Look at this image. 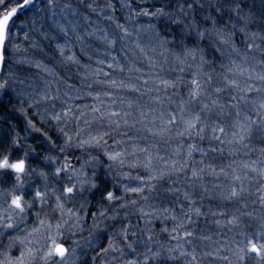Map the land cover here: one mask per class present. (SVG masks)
<instances>
[{
	"label": "trees",
	"instance_id": "obj_1",
	"mask_svg": "<svg viewBox=\"0 0 264 264\" xmlns=\"http://www.w3.org/2000/svg\"><path fill=\"white\" fill-rule=\"evenodd\" d=\"M109 2L112 3L113 9L106 7ZM87 3H94L96 11H90L86 7ZM64 4H71L77 10L78 22L75 19L72 20L79 25L77 32L83 39L77 40L75 34L70 30L69 36L64 37L58 28L51 30L46 26L39 30L31 45L33 47L41 45V51L44 54L42 60L51 67L56 65V72L72 83L79 80L78 72H81L82 67L92 64L94 61L95 66L97 61H103L100 65L108 75L102 80L118 77L120 81L118 86H122L121 81H123L124 85H135L139 88L140 91L132 90V98L138 99L139 102L135 106L137 115L130 120L131 122L127 123V129L124 132L119 131L123 134H117V138L124 142H134L140 149H150L152 154H157L156 163L164 171L162 177L159 176L152 183L149 182L144 191L136 195L135 199L140 203L130 206L124 211L120 210L116 220H109L111 223L108 222L107 225L111 226L110 229L118 228L120 230L128 226L129 235L135 232L136 239L144 240L146 235H150L152 239L155 238L156 242H165V232H171L172 236L179 235L180 231L177 233L173 232L172 229L180 222V219L185 225L183 231L196 229V232L193 233L194 236H198L199 243L205 236L212 237L205 242L209 247L213 238L221 240L222 243H234L236 245V242L242 239L239 235L240 232L255 233L261 221L264 220V204L260 201V196L264 195V178L258 172H248L243 165L236 166V164L242 163L245 159L243 158L244 155L249 154L250 157L252 156L251 158L257 159L256 168L264 167V163L262 164L264 154L260 152V149L264 148V131L254 128L250 139L245 141L248 148H244L235 142L228 143V140L232 139L231 132L233 129L230 125L235 118V109H226L224 115H217L219 109H214L210 119L206 120L209 128L204 134V139L196 135L195 131L191 135L179 136L178 133L183 130L182 123L171 125L168 131L161 132L162 125L158 117L161 111L165 113L166 117L167 113H178L182 102L186 104L188 109L185 113L186 117L200 113L202 118L206 116V112L201 111L204 104L211 105V101L214 99L224 104L232 102L230 96L234 94V90L225 85L223 81L224 69L220 65H228L230 59H236L239 62V57L231 53L227 45L219 44L214 35H207L204 39H200L196 32L192 31L190 22L194 21L200 30L223 29L225 34L229 31L233 32V40L243 52L246 44L244 33L240 31L245 26V20L242 18L247 17L251 21L247 24L248 32L264 35V0H86L83 5L80 0H57L56 9L59 10ZM188 4L192 5L191 9L188 8ZM181 5L184 8L183 12L180 11ZM237 5L239 6L238 12L234 11ZM161 8L171 13V17L134 15L135 12L144 9L155 12L156 9ZM101 9H103L102 13ZM27 11L28 8L18 13L16 17L21 18ZM98 13L101 14L98 15ZM85 15L90 24L85 21ZM107 16H111L112 19H107ZM173 19H179L181 23H173ZM118 24L127 28L131 35L121 39L123 33L117 27ZM149 24L156 26L155 30L160 33V37L152 35L147 30L146 26ZM88 33H93V35L89 36ZM105 35L108 41H115L114 46L109 47L104 38ZM161 38L168 42L165 47L169 51L160 47ZM257 43L260 41L257 40ZM63 46L65 54L60 55V49ZM193 47L203 49V53L196 52L195 60L191 56L185 57L184 54L185 48L191 49ZM217 48L220 50L218 51ZM53 54H56V62L50 58ZM201 54L208 63L200 71L199 79L206 81L208 74H211L213 79L210 85H204L205 93L196 101L190 102L189 92L192 88L190 81L201 63ZM113 56L116 57L115 61L112 60ZM177 56L184 59L185 63L180 64L176 59ZM69 57L73 59L65 61ZM257 58H259V53H257ZM109 64H112L113 67L109 68ZM119 66L122 67V70L117 73L113 68ZM182 67L184 68L183 72L180 71ZM256 71H261L259 65L256 66ZM144 80L148 81L147 85L143 84ZM162 80L175 82L176 87H166L161 83ZM251 83L255 84L256 82L251 81ZM91 85L93 90L96 84L91 83ZM216 87H222L225 90L217 94L213 91ZM146 88L151 89V91H146ZM97 90L95 91L96 94L98 93ZM253 96L256 97L257 95H251L252 98H254ZM146 109L154 117H147L146 115L142 117L141 112L146 113ZM1 112L4 113L3 110ZM31 117L33 122L38 120L35 116ZM253 118L255 119L254 114ZM16 122L18 121L14 120V124ZM213 122L225 127L226 136L219 132L216 133V135L221 136L225 141L224 143L211 139ZM58 125L60 126V124ZM58 125H56L55 133L47 123H39V127L45 136L36 137L37 140L35 138L30 140V143L33 144V152L37 157L55 152L57 159L58 155H77L72 150V146H68L66 143V136L59 130ZM189 145H195L196 150L192 151L193 158L190 156L188 163L184 162L187 166L182 172L173 171V165L165 166L163 164L164 155L174 156L178 152V154L187 156L190 151ZM213 148L216 151H211ZM6 150L7 148L2 147L0 143V158ZM95 150H97V146L93 149V151ZM141 153L145 154V151ZM200 154L204 161L195 166L194 156ZM15 157L16 154H11L10 161H13ZM181 163L177 162L176 166L179 167ZM34 167L40 171L43 169L42 164H34ZM194 167L203 169V171H200L197 180L190 182L189 174ZM235 167H238L237 171L241 172L238 176H243V184H254L260 188L259 191L249 196L250 192L244 189L240 197L230 200L221 197L217 192L219 183L223 184L219 176L226 174L227 170ZM123 170L128 171L127 168ZM137 171L142 170L138 168ZM143 171H145L144 168ZM232 175L234 176L233 173ZM97 179L99 189L96 193L100 194L96 197V193L93 192L92 199L104 200L108 191L113 192L115 197L122 194L121 182L114 181L113 176L109 175L108 178L102 180ZM152 185L155 187H151ZM260 190L262 194H260ZM128 195L129 193L123 196L127 197ZM144 197H148V199L145 200ZM139 204L140 206H138ZM194 208H199L202 215L197 216L192 211ZM141 209L144 212L152 213V215L144 216L140 212ZM164 209H168V212H164ZM214 212L217 215H213ZM219 213H223V215ZM173 215L177 217L176 220L171 218ZM165 216L168 220L160 225ZM188 216H191V221L188 220ZM233 216L239 217L238 226L235 225L228 230L226 226H223V223ZM217 220L221 224H216ZM104 237L103 234L99 235V243L94 251L101 248L103 243L100 241ZM138 245L140 248L136 252L145 253L147 247H143L140 243ZM156 251L160 252L159 258L150 260L149 264H189L191 260L190 257L169 259V255H166L162 250L157 249ZM122 259L126 261L135 258H131V255L126 251ZM136 259L142 262L143 255L137 256ZM207 260L200 259V254H197V261L193 264H202ZM252 264L256 263L252 262Z\"/></svg>",
	"mask_w": 264,
	"mask_h": 264
},
{
	"label": "rangeland",
	"instance_id": "obj_2",
	"mask_svg": "<svg viewBox=\"0 0 264 264\" xmlns=\"http://www.w3.org/2000/svg\"><path fill=\"white\" fill-rule=\"evenodd\" d=\"M15 3V0H9L6 8L9 10ZM46 3L47 0H35V4L40 7H44ZM55 11L58 13L56 19L59 18L61 22L60 20L58 21L61 24L63 23L65 26H68L66 25L67 20L63 19L60 15V9L58 10L57 8ZM44 15L43 12H37L35 7H31L28 8V11L22 15L21 18L15 17L11 26V37L6 43L3 53L5 59L3 61L0 82L6 80L8 81V85L5 89H0V143L2 147L7 148L3 156L7 155L10 158L11 154L14 153L16 157L13 161L21 158L25 160L26 172L22 176L24 183L23 190L27 193L26 200L32 203L33 207L26 209L23 220H21L20 216H14L15 228L5 230L0 227V260L11 258L14 261L19 257L22 248L26 250V245L21 244L19 241H17L14 246L9 247L10 237H20L22 240L33 239L35 247L43 248L46 243H51V241H45L44 239V236L48 234L47 225L51 224L53 226L51 234L55 235V225L60 223L62 224V236L58 238V242H63L69 250L76 248L75 254H72L71 251L69 252L66 264H104L105 261H107V264H124L125 261L122 257L115 261L112 260V256H119V253H112L107 257H99L95 262L93 261V257H95L102 248L108 246L109 235L115 236L116 239H120L117 235L120 230L118 228L110 229L111 226L107 225L109 224L108 222H110L109 220H116L120 210L124 211L130 206L140 203L135 199L138 194L125 192V187H142L145 189L149 182L152 183L156 180H149V175L158 178L164 171L162 168L160 169L156 163L157 154H152L150 149H147L144 154L141 153L142 151H140V148L137 147L134 142H124L122 139L118 140L117 134L122 135L124 130L127 129L123 119H120V128L116 129L115 125L109 124L107 117L101 120L99 119L101 113H93L91 111L92 107L96 106L101 108L102 112L105 113L109 110L119 111L122 114L127 112L131 115L126 117V119L128 122H131L130 120L137 115V113H135V106H137L139 102L138 99L134 100L132 98L133 92L130 87L118 86L120 82L118 77L102 80V78L105 77V69L101 67V63H96L94 66L95 61L92 64L82 67L81 72H78L79 80L72 83L62 78L63 76L56 72V65L51 67L42 60L44 54L41 51V45L33 47L31 42L36 39L35 36L42 27L47 26L51 28V30L56 29V27L52 26L51 21L40 20ZM69 19H75L78 22L77 16L73 18L69 15ZM33 20H37L35 25L33 24ZM86 22L90 24L89 20ZM41 23L43 25L42 27ZM26 34L27 39L25 38ZM61 48H63V53H61L60 50V55H64V46ZM50 58L51 60L54 59L56 62V54L51 55ZM69 60V58L65 59V61ZM98 69L102 71L97 75ZM113 69L119 73L122 67H114ZM112 80H115L117 83L115 85L108 83ZM96 81H101V83H97ZM254 82H256L255 86H262L260 81L254 80ZM91 83L96 84L93 90ZM89 85H91V87H89ZM96 90L98 92L97 94L100 95L99 100L93 98L97 95L95 93ZM46 91L57 98L54 100H42L41 96ZM88 93H91V95H88ZM104 93H108V95H104ZM253 94L256 93L250 95ZM253 97L256 98L255 96ZM36 100H40V103H34ZM30 104L32 107H29ZM68 109H71V111L68 112L67 116H64V112ZM2 110L4 111L3 114L1 112ZM56 113L61 114L62 119L60 121L53 119ZM81 113H84V115H81ZM145 114L147 117H154L148 109H146ZM208 115L209 114L206 112V116ZM31 116H35L38 120L33 122ZM8 117H11V121ZM77 117H79V119H77ZM14 120L18 122L14 124ZM7 121L10 122L7 123ZM39 123H47L49 128L54 130L55 133L56 125L60 124V126L58 125L59 130L65 134L66 139L68 140V136L72 137V150H74L77 155H58L57 159L55 152L37 157L33 152V144L30 143V140L45 136L43 135L41 127H39ZM78 132L79 136H77ZM105 132L108 133V135L104 137L107 143L101 142L95 151H93L96 147L95 145L86 144L82 147L76 146L79 144L80 140H89L90 137L99 136ZM66 143L68 144V142ZM105 152H121L123 155L121 158L112 161L108 159ZM149 157H151V164L149 169H146L144 164L148 162ZM191 157L193 158V153ZM251 157L249 154L244 155L243 158L245 159L242 163H237L236 166L248 164L250 167L245 169L248 172H252L250 168L255 167L258 163L253 165L252 162H257V159ZM120 159L124 160L123 164L120 163ZM188 160V155L178 154L177 152L174 156L164 155L163 164L165 166H172L173 162L181 163V161V164H185L184 162L188 163ZM203 161L204 159L201 154L199 156H194L195 166H198V164H201ZM66 163L70 164L73 169L81 170V172L74 174L71 170H68L57 176L55 174L56 169L62 168ZM263 163L264 162H262V164ZM34 164H42L43 169L41 171L37 170ZM126 168L128 171L123 170ZM138 168L142 171L138 172ZM143 168L145 171H143ZM237 168L238 167L231 168L227 170L226 174L219 176L223 184L219 183L217 192H219L221 197L227 196L232 187L237 189L242 187L248 190L250 192L249 196L259 191L260 188H257L254 184L244 185L242 181L243 176H240V180L234 178L238 176V174H241V172L237 171ZM184 169H186V167L179 172H182ZM194 171L196 175H193ZM109 175L113 176V180L117 181V183L121 182L120 187L122 188V194L112 201H104L106 200L105 198L104 200L92 199L91 195H93V192L95 194L97 189H99L97 178L102 180L108 178ZM189 175L190 182L192 180H197L200 175V169L194 167ZM69 176L72 177L71 181L68 179ZM80 181H85L83 188H81ZM93 182L96 184L95 188L91 187ZM14 183L15 174L11 173L10 170H0V190L11 189ZM73 183L76 184L74 195L71 197L65 196L63 194V188L65 186H72ZM37 190L44 194L43 201L34 199V193ZM127 193H129L127 197L123 196ZM17 194H20V190H17ZM99 194L100 193H96V197L99 196ZM260 194H262L261 190ZM57 196L62 197L61 202L64 205L63 216L61 215V210L57 208ZM238 197H240V195ZM133 200L136 201L135 204L132 203ZM81 205H83V207H81ZM138 206H140V204ZM7 208L8 204L0 197V210ZM69 209L72 210L74 215L70 216L68 214ZM101 212L104 213L103 216L99 215ZM161 212L163 211L161 210ZM93 213L96 214L95 219L93 218ZM77 217H80V219L77 220ZM159 217L161 218L162 216ZM229 219H226V222L223 223V226H226L228 230L235 226L227 223ZM40 220L45 221L44 226L40 225ZM167 220L168 218L165 216L160 222V225ZM65 221H67V223H65ZM179 221L182 222L180 219ZM34 228H40V232L29 237L28 233L32 232ZM192 231L196 232V229H192ZM183 232L184 231L181 229L179 235L183 236ZM100 234L105 236L104 239L100 241L103 245L100 246L101 248L98 251H94L99 243L98 239ZM164 235L165 242H156L154 237L150 242L148 239L150 235H146L144 240L141 238L139 240L138 238L136 239V236L130 234L129 240L135 242L136 251L139 250L140 247L138 244L140 243L145 248L151 247L154 252L159 249L166 255L176 258L184 257L180 255V250L177 248L178 243L183 245L185 251L190 252L195 248L196 254H200V259H208L202 264H227L226 261L218 258L216 249H221L219 255L230 256L231 254L227 249L236 246L234 243H222L221 240H215L213 238L211 246L209 247L207 243H205L206 240L208 241L209 239H202V242L199 243L198 236L190 238L185 237L184 240L177 241L172 239L171 232H165ZM210 239H212V237H210ZM74 240L79 242V246L73 244ZM89 241H91V246H89ZM188 241L191 242L189 243ZM169 248H177V250L170 253L168 251ZM124 251L125 254L126 251H128L131 258H137L138 251L134 253L127 248H125ZM206 253H210V255H206ZM42 255V251L37 253L32 264H44V261L40 259ZM246 262H248V264H252V262L256 263L254 254L253 258ZM49 264H53V262L50 261Z\"/></svg>",
	"mask_w": 264,
	"mask_h": 264
},
{
	"label": "snow or ice",
	"instance_id": "obj_3",
	"mask_svg": "<svg viewBox=\"0 0 264 264\" xmlns=\"http://www.w3.org/2000/svg\"><path fill=\"white\" fill-rule=\"evenodd\" d=\"M9 3V0H0V63H2L5 59L4 57V49L6 47V43L9 41L11 37V26L14 21V18L18 15L19 12L24 11L26 8L35 7V10L37 12H43L45 15L40 18L41 21L47 20L52 22V26L59 29L60 33L63 34L64 37L69 36V30L75 34V37L77 40H82L83 38L79 35L77 32V29L79 27L78 24L74 23L73 20L69 19V15L71 17L77 16V10L72 7L71 4H64L63 7L60 8V15L63 19L67 20V25L61 24L57 19L58 13L55 11L57 7V0H47V3L44 7H40L39 5L35 4V0H17L14 6L8 10L6 8V5ZM80 3L83 5L86 3V0H80ZM86 7L92 11L95 12L96 8L94 7V3H87ZM109 9H113V5L111 2H109L106 6ZM188 8L191 9L192 5L188 4ZM239 6L237 5V8L234 9V11L238 12ZM180 11L183 12L184 8L183 5H181ZM103 12V9H101V13ZM101 13H98L101 14ZM186 14V13H185ZM135 16H154V17H171V13L166 12L164 9H156L155 12H150L148 9H144L143 11H137L134 13ZM107 19L111 20V16H107ZM85 21L88 20V17L84 16ZM242 19L245 20V26L240 29L241 32L244 33V42L246 44V48L243 52L236 46L233 36L234 33L229 31L225 34L223 29H205L200 30L199 27L195 24V22H190L192 25V31H195L197 36L200 39H204L207 35H214L219 44L221 45H227L231 53H234L237 57H239V62H237L236 59H230L229 64H221L220 67L224 69L223 73V81L227 87H230L234 90V94L230 96L231 103H220L219 100L214 99L211 101V105L204 104L201 111L207 112L209 115L202 118L200 113L195 114L194 116H185L186 111L188 110L186 107V104L182 102L179 106V112L178 113H167V117L165 116V113L163 111L160 112L159 119L161 120V132L168 131L169 126L171 125H177L178 123L183 124V130L178 133L179 136L183 137L185 134L191 135L193 131H195L196 135H198L201 139H204V134L206 130L209 128V124L206 123V120L210 119V115L213 112L214 109H219V112L217 115H224L226 109H235V118L230 125V127L233 129L231 132L232 139L228 140V143L231 144L233 142L241 144L244 148H248V144L245 143L246 140H249L251 137V134L254 130V128L259 129L261 131H264V35H261L257 32H248L247 31V24L251 23V21L247 17H243ZM173 23H181L179 19H173ZM37 23V20H33V24L35 25ZM213 24L215 25V21L213 20ZM41 23V27H42ZM118 28H120L121 32L123 33V36H121V39H124L125 37H128L131 35V33L128 31L127 28H125L123 25H117ZM147 30L154 36L160 37V33L156 32V26L153 24H149L146 26ZM87 35L91 36L93 33H88ZM25 38L27 39V34L25 35ZM105 40L107 41L109 47L114 46L115 41H108L107 36L105 35ZM257 40L260 41V43H257ZM167 41L163 40L161 38V44L160 47L164 48L165 51H169L165 47L167 45ZM139 47V45H137ZM61 53H63V48L60 49ZM143 51V49H141ZM219 51L220 49L217 48ZM199 51L203 53V49L193 47L191 49L185 48L184 54L185 57L191 56L193 60L196 59V52ZM230 53V54H231ZM257 53H259V58H257ZM69 59H73L72 57H69ZM178 62L180 64H184L185 60L181 59L179 56L176 57ZM112 60L115 61L116 57L113 56ZM200 65L197 68V71L193 73V78L190 81V84L192 86L189 97L190 102L196 101L201 95L205 93V84L210 85L212 82V75L208 74L206 81H201L199 79V73L203 69V66L208 63L204 59L203 54L200 56ZM97 63H103V61H97ZM259 65L261 67V71H256V66ZM109 68H112L113 65L109 64ZM102 71L101 69L97 70V75L99 72ZM136 71H139V69H136ZM180 71L183 72L184 68H180ZM105 76L108 75V73H104ZM260 81L261 87L255 86L254 83H251L250 81ZM97 83H101V81H96ZM112 85H115L117 82L115 80L110 81ZM162 84H164L166 87H176L175 82L169 81V80H162ZM144 85L148 84L147 80L143 81ZM8 85V81L0 82V89H5ZM121 85L125 87H130L131 90L134 91H140L139 88H137L135 85H124L123 81H121ZM91 87V85H89ZM225 89L222 87H216L213 89V91L217 94L223 92ZM146 91H151V89H147ZM256 93L258 94L256 98H252L250 94ZM88 95H91V93H88ZM104 95H108V93H104ZM56 96L51 95L49 92H44L41 96L42 100H54L56 99ZM94 99L99 100L100 95L97 94ZM34 103L39 104L40 100L34 101ZM29 107H32L30 104ZM87 107V106H85ZM71 111V109H68L64 112V116L68 115V112ZM91 111L93 113H101L99 119L103 120L105 117L109 120L110 125H115L116 129L120 128V119H123V122L125 125H127L128 120L126 117L130 116V113H121L119 111H112L109 110L106 113L102 112L101 108L93 106ZM253 114L255 115V119L253 118ZM81 115H84V113H81ZM146 114L141 112V116H145ZM95 118V117H94ZM119 118V119H114ZM53 119L56 121H60L62 119V116L60 113H56L53 116ZM79 119V117H77ZM219 132L221 134L227 135L225 127L221 126L218 123L213 122L211 125V139L218 140L220 143H224L225 141L221 138L220 135H216V133ZM108 133L105 132L102 135L99 136H92L89 140H80L79 144L76 145L77 147H82L84 145H95L99 146L101 142L107 143V141L104 139L105 136H107ZM77 136H79V132L77 133ZM68 146H71L72 144V137L68 136ZM15 143V141H14ZM119 143V142H117ZM190 151L188 152V156L190 157L192 154V151L196 150L195 145H189L188 146ZM63 151V149H62ZM140 151H146L145 149H140ZM211 151H216V149H211ZM260 152L264 154V148L260 149ZM105 155L108 157L109 160L115 161L122 157L121 152H105ZM120 163L123 164L124 160L120 159ZM177 162H173V171L179 172L184 167H186L185 164L179 165V167L176 166ZM257 162L253 161L252 164L255 165ZM151 164V157L148 158V162L144 164V167L146 169H149V166ZM245 168H249L250 166L248 164L244 165ZM0 170H10L11 173L15 174V183L13 184L11 189H3L0 190V197L4 199V202L8 204V208L4 210H0V227H2L5 230L13 229L16 227V224L14 222V216H20L21 220L24 218V213L26 209L33 207L32 203H29L26 200L27 193L23 190L24 189V183L22 180L23 174L26 172V162L23 158L10 161L9 156L5 155L3 158H0ZM71 170L74 174L80 173L81 170L73 169L70 164H65L62 168L56 169V175L59 176L62 172ZM250 170L252 172H258V174L264 178V167L256 168L251 167ZM200 171H203L201 169ZM223 171V170H222ZM193 175H196V172H193ZM163 176V173H161V177ZM236 180H240V176L234 177ZM69 181L72 180V177L69 176ZM149 180L157 179V177L149 175ZM85 181H80L81 188H83V184ZM91 187L95 188L96 184L93 182ZM151 187H155L152 185ZM76 188V184L73 183L72 186H65L63 188V194L67 197H71L74 195V189ZM17 190H20V194H17ZM144 189L142 187H136V188H128L125 187V192H132V193H142ZM244 189L241 187L240 189H237L235 187H232L230 192L227 196H225V199H232L235 197H238L240 193H242ZM108 201H112L116 199L113 192L108 191L106 196L104 197ZM187 198V194H186ZM34 199H39L43 201L44 194L40 192L39 190L35 191L34 193ZM57 208L61 210V215H64L63 208L64 205L61 202L62 197L57 196ZM145 200L148 199V197H144ZM260 201L262 204H264V195L260 196ZM133 204L136 203V201H132ZM189 203H192L189 201ZM83 207V205H81ZM193 212L197 216L202 215L201 210L199 208L192 209ZM141 212L144 216H150L152 213L144 212L143 209H141ZM164 212H168V209H164ZM68 214L74 215L71 209L68 210ZM213 215H217V213H212ZM220 215H223V213H219ZM100 216H103L104 213L101 212L99 214ZM187 215V214H186ZM96 214L93 213V218L95 219ZM173 220H176L177 217L173 215L171 217ZM189 221H191V216L187 217ZM80 217H77V220H79ZM67 223V221H65ZM217 224H220V221H216ZM228 224L231 225H237L239 223V217L233 216L231 219L227 221ZM45 221L40 220V225L44 226ZM52 225H47V232L48 234L44 236L45 241H51L50 244H45L43 248H37L34 246V240L33 239H24L22 240L20 237H10V245L9 247H12L15 245L17 241H19L21 244L26 245L25 248H22L20 250V255L17 257L14 261L11 258H7L5 260H0V264H32V261L36 258V254L39 252H43V255L40 256V259L44 261V264H49V262H53V264H66L67 256L69 252L71 251L72 254L76 253V248H72L69 250L68 247L65 246L63 242H58V238L62 236L61 228L62 224L57 223L55 225V235L51 234ZM185 225L183 222H180L176 224V226L172 229L173 232L179 233L181 229H184ZM164 231H167V229H164ZM40 228H34L32 232L28 233V236L31 237L35 233H39ZM117 235L120 237V239H116L115 236L109 235L108 237V246L104 247L96 254L95 257H93V261L99 257H107L112 253H119V256H112V260H118L120 257L125 256L124 249L127 248L131 252H136V246L135 242L129 240V227L125 226L122 229H120L119 233ZM132 236H135L136 233L132 232ZM239 235L242 237L241 240L236 242L235 247H229L227 249L228 252H230L229 255H219L221 249H216V253L219 259L226 261L227 264H246V261L249 259L254 258L256 261V264H264V220L261 221L259 224V228L255 233H247V232H240ZM194 233L193 231L185 230L183 232V236L176 235L172 236V239L181 241L184 240L185 237H193ZM149 241L152 240V237L149 236ZM203 239H210V237H203ZM189 243L191 241H188ZM73 244H76L79 246L78 241H73ZM89 246H91V241H89ZM177 248L180 250V255L184 257H191V260L189 261V264H193V262L197 261V254L195 248L192 249V251H185L183 249V245L179 244L177 245ZM177 248H169L168 251L175 252ZM143 255V261L141 262L138 259H128L125 261V264H149V261L152 259H158L160 256V252L156 251L154 252L151 247L146 248L145 253H137V256ZM206 255H210V253H206ZM59 258V259H55ZM169 259H175L174 256H169ZM104 264H107V261L104 262Z\"/></svg>",
	"mask_w": 264,
	"mask_h": 264
},
{
	"label": "water",
	"instance_id": "obj_4",
	"mask_svg": "<svg viewBox=\"0 0 264 264\" xmlns=\"http://www.w3.org/2000/svg\"><path fill=\"white\" fill-rule=\"evenodd\" d=\"M2 68H3V62L0 63V75H1V72H2Z\"/></svg>",
	"mask_w": 264,
	"mask_h": 264
},
{
	"label": "bare ground",
	"instance_id": "obj_5",
	"mask_svg": "<svg viewBox=\"0 0 264 264\" xmlns=\"http://www.w3.org/2000/svg\"><path fill=\"white\" fill-rule=\"evenodd\" d=\"M10 10V9H9Z\"/></svg>",
	"mask_w": 264,
	"mask_h": 264
}]
</instances>
